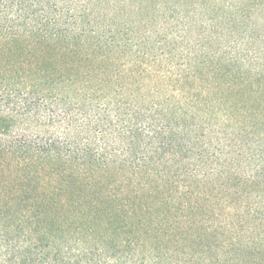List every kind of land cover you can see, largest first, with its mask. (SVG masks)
Instances as JSON below:
<instances>
[{"label": "trees", "instance_id": "16d2710c", "mask_svg": "<svg viewBox=\"0 0 264 264\" xmlns=\"http://www.w3.org/2000/svg\"><path fill=\"white\" fill-rule=\"evenodd\" d=\"M0 264H264V0H0Z\"/></svg>", "mask_w": 264, "mask_h": 264}]
</instances>
